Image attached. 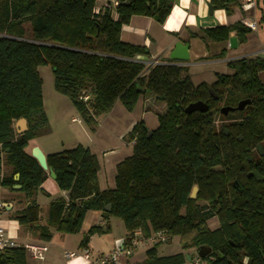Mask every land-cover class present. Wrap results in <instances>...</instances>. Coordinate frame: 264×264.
<instances>
[{"label": "trees", "instance_id": "1", "mask_svg": "<svg viewBox=\"0 0 264 264\" xmlns=\"http://www.w3.org/2000/svg\"><path fill=\"white\" fill-rule=\"evenodd\" d=\"M106 1L96 14L97 0H0V191L23 194L29 203L12 218L44 242L53 231L78 234L89 211L105 221L120 219L125 243L137 231L147 239L159 232L179 237L182 253L161 257L157 243L138 264H185L193 258L186 252L202 247L212 250L207 264H264V58L234 60L228 63L232 74L195 85L188 67L172 61L146 66L137 57L150 58L148 50L121 40L133 17L163 24L177 0H117L115 8ZM240 1L210 5L230 16ZM257 10L263 22L264 0H257ZM202 32L203 40L221 44L232 33L245 43L252 33L242 22ZM40 67L51 69L55 91L70 99L92 133L117 103L132 111L147 94L165 107L155 129L140 121L128 134L132 155L117 165L112 189H99L100 165L88 148L48 155V168L67 197L50 202L45 225L35 197L38 192L50 197L42 188L49 171L29 149L50 132ZM243 101L249 104L242 111L221 114ZM198 102L208 111L188 114V106ZM21 119L27 131L19 134L15 125ZM214 218L220 227L213 231L208 222ZM109 231L110 224L106 230L90 228L80 248ZM0 264L31 263L20 246L0 249Z\"/></svg>", "mask_w": 264, "mask_h": 264}, {"label": "crops", "instance_id": "2", "mask_svg": "<svg viewBox=\"0 0 264 264\" xmlns=\"http://www.w3.org/2000/svg\"><path fill=\"white\" fill-rule=\"evenodd\" d=\"M209 4V0H177L171 10L170 15L163 24H159L155 19L152 18L133 17L130 24L122 28L121 40L131 45L145 47L150 54V58H148V60L158 64H166L171 61L170 54L173 51L175 44L182 43L189 45V62H178L177 64L188 67L191 79L192 77L197 78L206 75L207 73L212 75V78L209 80H205L204 78H200L198 81L192 80L195 82V85H199L201 83L212 84L216 81L217 75L232 74L233 70L228 67L229 62L241 58L264 56V21H261L259 10L247 14L240 11V9L238 11V8H234L233 13L230 16L223 10L213 11V14L210 15ZM106 5V0H97L96 10L100 11ZM113 17L114 19H117L116 14H113ZM243 20L256 21L258 23V28L256 31H252V33L248 35L247 41L245 43L240 44V46L235 49L231 43V39H237L235 33L231 34L228 42L222 44L202 39V30L204 29L216 28L218 26H229L236 22H242ZM193 33L198 34V37H191V34ZM223 50H225L226 53L224 56H220V53ZM260 77L264 81V73H262ZM141 97H143L142 110L144 112V121L147 126H149V121L152 122L153 125H156L153 127V129H155L157 127V116L154 115L156 119L155 122L152 121V118H147L153 116L151 107H153V105L156 103H161L156 102L150 96L142 95ZM148 102H151L149 108H147L148 106L146 105ZM100 120L101 118L99 119V126L101 123ZM99 126L97 131L100 128ZM15 128L19 134L26 130L19 125V122L16 123ZM96 133L93 134L95 135ZM37 142L38 140L31 141L29 149L32 150L34 147H39L46 156L57 153L43 149V147H41V145H39ZM133 145L134 143H130L126 147L132 149L133 151ZM128 150H125L124 152V159L132 155V151L128 152ZM112 161L114 162L111 164V167H109L108 164L99 163L100 170L98 172V185H101L100 190L114 188L116 167L123 160L118 159ZM42 188L47 194H49L50 197H47L43 192H38L35 199L36 202L41 206L42 210L40 223L41 225H45L47 219L45 217L47 216L44 217L42 214L43 210H46L48 213L50 202L56 198H66L67 193L61 191L56 185L55 180L51 179L50 176L45 181ZM27 204L29 203L26 202L23 194L12 193L6 189H2L0 191V226L5 230L6 235L19 245L46 244L48 246L49 251L46 254L45 260L33 263V261L28 257V261L31 264H69L65 254L64 260L66 262H64L61 253L67 249L65 247V241L69 239L68 236L66 237V235L63 236V234L53 231L54 233L51 241L44 242L39 239L35 232L29 230L27 227L21 226L16 220L12 218L15 212L21 211ZM4 205L11 207L7 210L4 208ZM106 223L107 221L102 220L100 224L101 226H104ZM78 235L80 234L78 233L76 236ZM125 236L126 233L124 236H117L114 238L115 244L113 250L121 247L119 245L122 243V241H124ZM81 241L82 235H80V242L78 243L79 250L82 249L80 248ZM88 248L90 249L89 245ZM149 248L144 249L145 251L143 252L137 251L134 255H144V253ZM180 253H182V251ZM186 253L189 254V251ZM134 255L131 257V259L134 257ZM144 258L137 261L136 264L142 262ZM70 264H83V262L82 260H79Z\"/></svg>", "mask_w": 264, "mask_h": 264}, {"label": "rangeland", "instance_id": "3", "mask_svg": "<svg viewBox=\"0 0 264 264\" xmlns=\"http://www.w3.org/2000/svg\"><path fill=\"white\" fill-rule=\"evenodd\" d=\"M237 10L239 11V9ZM26 29L28 35L30 31L29 26H26ZM231 43L234 49L241 44L238 38L231 39ZM147 62L148 63H145L146 66H152L154 63L150 60H148ZM38 72L43 81V104L44 110L48 116L50 132L46 135L36 138L35 140H38L37 143L41 145L43 149L54 151L57 153L71 150L79 145L88 149L91 148L90 151L97 157L98 162L101 164H108L109 167H111V164L114 162L112 160H124L125 150L127 151L129 149L128 152L132 151V149L126 147L131 143L129 142L128 134L138 122L144 121V112L142 110L143 97L140 98L139 103L132 111H128L121 103L115 105L114 109L109 114L101 118V123L99 126L100 128L98 131H95V133H98L94 135L82 123V120L70 99L55 91L54 76L51 69L49 67H40L38 69ZM200 78L209 80L212 78V75L210 73H207L206 75L197 78L192 77V80L198 81ZM145 95L150 96L147 94ZM146 105L148 106L147 108H149L151 102H148ZM163 106L164 105L157 103L153 105V107H151L153 116L148 117L147 119L152 118V121L155 122V116L165 111ZM148 124V127L150 129H153V127L156 126L153 125V123L150 121L148 122ZM98 186L100 189L101 185ZM42 214L44 215V217L47 216L46 210H43ZM99 214L100 213L96 211H89L88 215L86 214L85 220L79 232V234L82 235L83 239V236L88 233L90 228L94 226H100L106 230L107 224H110L109 232L90 237L89 247L94 257L107 255L113 252L115 244L114 238L117 236H124L126 233L123 222L115 217L109 218V221H107L104 226H101V221L105 220ZM216 224V220L214 219L210 221L208 225L211 228H215L217 226ZM76 235L77 234L66 235V237L68 236L69 239L65 241V247L67 249L61 252L63 260L64 254L66 252H74L76 254H79L82 251V249H78L80 235ZM151 246H153V244H151L150 242H143L142 244H140L137 251L143 252L145 251L144 249H147ZM157 251L158 255L161 257L179 254L182 251L179 237H170L167 243H160L159 245H157ZM145 254L146 252L144 253V255L133 254L134 257L132 259V256L130 258L123 257L120 260L119 264H136L137 261L145 257ZM196 254L197 253L195 249L189 250L188 255L195 256ZM79 260H82V258L79 257L77 259L67 261L70 264L74 261ZM64 262L66 261L64 260Z\"/></svg>", "mask_w": 264, "mask_h": 264}, {"label": "built area", "instance_id": "4", "mask_svg": "<svg viewBox=\"0 0 264 264\" xmlns=\"http://www.w3.org/2000/svg\"><path fill=\"white\" fill-rule=\"evenodd\" d=\"M108 5L115 8L116 6H118V1H108ZM237 8L247 14L255 12L257 10V0H241ZM95 13L98 14L99 11L96 10ZM242 23L251 31H256L258 28V23L256 21L243 20ZM155 64L157 63H153V65ZM169 239V236L163 232L154 234L152 237L147 239L143 236L141 231H137L134 233L133 238L128 243H125L124 240V243L120 248L115 249L113 252L107 255L94 257L92 255V251L89 248H86L82 249L79 254H76L74 252H66L65 257L68 260H74L80 257L82 258L84 264H119L120 260L123 257L130 258L131 256H133V254H135V252L138 250L140 244H142L143 242H150L154 245L157 243H167ZM20 246H23L26 249L28 257L33 262L44 261L46 258V254L49 251V248L46 244L19 245L13 239L9 238L6 235L5 230L0 226V249L15 248ZM185 264H201V259L196 254L195 256H193V258H191L190 261H187Z\"/></svg>", "mask_w": 264, "mask_h": 264}, {"label": "water", "instance_id": "5", "mask_svg": "<svg viewBox=\"0 0 264 264\" xmlns=\"http://www.w3.org/2000/svg\"><path fill=\"white\" fill-rule=\"evenodd\" d=\"M213 11H214L213 7L209 4L210 15L213 14ZM155 20H156V18H155ZM261 58H264V56H261ZM170 60L173 61L175 64H177L178 62H184V63L189 62V60H190L189 45H185V44H182V43L175 44V47H174L173 51L170 54ZM137 61L143 62V63H148L147 62L148 61V57L147 56H138L137 57ZM210 93H211V95L213 96V98L215 100H218V96L215 94V92L213 90H210ZM247 104H249V101L240 102L239 105L237 106V108H234V109H232V108H222L221 109V114L226 116L230 112L242 111ZM207 111H208V106L205 105L204 103H201V102L191 104L186 109V112L188 114H192V113H195V112L205 113ZM18 122H19L20 126L23 129H26L25 131L21 132V134L26 132L27 131V121L25 119H21ZM31 155H32L33 158H35L38 161L39 165L41 166V168L43 170L49 171L50 178L55 180L56 179V175H55V173L52 170H50L48 168L47 156L44 154V152L39 147H34L31 150ZM19 179H20V175L19 174L15 175V181L18 182ZM13 189L18 191V190H21L22 187L21 186H14ZM197 193H198V188L195 187L193 192H192L191 199H196ZM10 207L11 206L4 205V208L7 209V210L10 209ZM106 210L110 211V206ZM123 243L124 242L122 241V243L119 246H122ZM118 248H120V247H118ZM197 255L201 259L205 257V255L201 253V250L197 251ZM187 260L190 261L191 257L188 256Z\"/></svg>", "mask_w": 264, "mask_h": 264}, {"label": "flooded vegetation", "instance_id": "6", "mask_svg": "<svg viewBox=\"0 0 264 264\" xmlns=\"http://www.w3.org/2000/svg\"><path fill=\"white\" fill-rule=\"evenodd\" d=\"M250 176H251V174H250ZM215 220H216V227L215 228H211L209 225H208V227L211 229V230H217V229H219V227H220V223L218 222V220L216 219V218H214ZM214 219H212V220H214ZM212 220H210V221H212ZM209 221V222H210ZM209 222H208V224H209ZM199 250H201V253L202 254H204L205 255V257L204 258H200L201 259V264L202 263H204V264H207V262L205 261V259H208V258H211V256H212V250L210 249V248H208V247H202V248H200ZM197 251L198 250H196V253H197Z\"/></svg>", "mask_w": 264, "mask_h": 264}]
</instances>
